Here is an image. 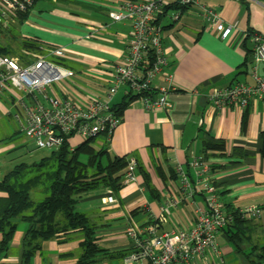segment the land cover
Wrapping results in <instances>:
<instances>
[{"label":"crops","instance_id":"0c3cea01","mask_svg":"<svg viewBox=\"0 0 264 264\" xmlns=\"http://www.w3.org/2000/svg\"><path fill=\"white\" fill-rule=\"evenodd\" d=\"M201 1L217 12L226 25H232L231 35L223 40L199 7L186 10L178 21L169 17L162 19L166 71L172 75L175 87L169 96L173 109L169 113L148 112L136 99L129 103L119 117L107 151L111 158L135 157L137 180L126 183L121 178L118 191L98 187L84 195L78 205L103 226L97 231L98 244L110 253L127 249V225L154 222L159 232L188 229L193 225L196 204L203 203L204 197L198 193L193 198L179 200V181L172 176L177 165L187 166L196 157L204 158L210 165L208 176L228 211L249 206L261 208L259 217L246 215L243 218L250 225L246 229L251 239L246 251L250 252L254 245L264 246V155L260 149L264 132V93L254 96L244 108L217 109L209 97L214 89L237 82L254 84L256 65L250 34L264 35V0ZM119 2L38 0L24 17L12 24L16 35L8 33L6 43L19 42V36L35 39L41 44L39 52L45 54L47 60L51 54L45 49L63 47L64 56L73 66L68 68L73 77L52 88L66 93L75 102L91 98L108 100L111 71L124 59L132 37L130 23L112 22L109 17V12L116 9ZM88 25L100 27L90 38L86 36ZM125 97L120 90L111 105L121 103ZM12 99L10 92L0 94V181L14 169L7 162L9 152L22 144L16 141L21 136L10 113ZM207 139L223 141L225 149L206 150ZM103 141L104 138L99 137L95 145L102 147ZM70 142L76 141L71 139ZM22 165L25 167L27 163ZM108 194L115 196V203L105 202ZM5 196L6 193L0 191V198ZM167 199H178V203L162 211ZM26 227V223H18L7 254L0 256V264L20 263ZM82 239V233L75 232L46 241L33 257L32 264H77ZM97 261L93 264H122L123 259L100 254ZM199 264L248 262L236 252L222 230L217 235L216 249L206 252Z\"/></svg>","mask_w":264,"mask_h":264},{"label":"built area","instance_id":"2783aa9c","mask_svg":"<svg viewBox=\"0 0 264 264\" xmlns=\"http://www.w3.org/2000/svg\"><path fill=\"white\" fill-rule=\"evenodd\" d=\"M37 0H0V28L5 29L24 17ZM119 6L109 12L112 22H128L132 27L124 59L112 71L108 87V100L89 99L75 102L66 93L57 92L52 86L73 77L72 70L52 63L41 52H24L22 57L0 53V94L10 92L13 97L11 115L18 133L32 140L39 149L59 148L65 137L74 147L77 144L103 137L102 147L109 150L112 135L120 118L112 109L111 100L120 90L126 97H135L148 112H171L173 102L169 96L175 90L172 75L166 71L167 58L163 47L162 19L178 21L181 10L165 12L168 6H186L187 11L199 7L203 16L225 40L232 33V25H226L219 14L204 5L201 0H119ZM100 29L86 26L87 37ZM253 42L254 84L237 82L226 88L214 89L209 95L217 109L223 107H247L254 96L264 93V75L258 67L264 63V35L250 34ZM47 54L64 56L61 46L45 49ZM151 56V60H150ZM127 165L122 179L126 183L137 180V159L126 157ZM210 165L202 157L193 158L187 166L177 165L175 173L179 181L178 199L193 198L198 193L203 203L195 207L196 217L188 229L175 228L159 232L154 223L140 226L127 225L125 237L130 253L122 264H199L206 252L215 250L218 233L232 219L210 180ZM195 176V179L192 178ZM178 199L166 200L162 211L175 206ZM105 202H116L113 194ZM241 216L259 217L261 208L249 206L239 210Z\"/></svg>","mask_w":264,"mask_h":264},{"label":"trees","instance_id":"16d2710c","mask_svg":"<svg viewBox=\"0 0 264 264\" xmlns=\"http://www.w3.org/2000/svg\"><path fill=\"white\" fill-rule=\"evenodd\" d=\"M175 10H181L183 13L187 7L165 8V12ZM11 26L0 28V37H5L11 32L15 34ZM18 38L21 53L40 51L41 44L37 40L21 36ZM0 53L22 57L15 55L17 52L8 43L0 42ZM250 56L247 57L248 61ZM133 99L135 97H125L121 103L114 105L112 109L115 114L121 117ZM205 149L224 150L225 144L220 140L207 139ZM260 149L264 155V132L261 136ZM51 156L57 160L56 177L51 184L50 194L39 201H35L28 191L17 190L10 184L12 176L19 173L24 165H18L0 181V191L6 193L5 197L0 198V256L7 254L18 223L24 222L27 227L21 241L19 264H32L33 257L42 249L44 242L75 232H81L83 235L79 244L81 252L77 264L96 263L100 254L110 259H123L131 251L128 246L126 250L113 253L100 246L97 231L103 226L98 225L89 214L80 210L78 205L84 195L98 187H111L118 191L121 187L120 179L127 165L126 157L111 158L105 148L95 147L92 139L72 147L68 137H65L63 144L55 149ZM203 160L205 161L204 158ZM172 177L177 179L175 171ZM145 179L150 187L148 178ZM151 192L154 193L152 190ZM229 210L232 219L222 229L228 241L232 243L237 253L242 254L248 264H264V246L254 245L250 252L246 251L251 240L246 234V229L250 228V225H247L248 220L241 216L239 210Z\"/></svg>","mask_w":264,"mask_h":264},{"label":"rangeland","instance_id":"374dc122","mask_svg":"<svg viewBox=\"0 0 264 264\" xmlns=\"http://www.w3.org/2000/svg\"><path fill=\"white\" fill-rule=\"evenodd\" d=\"M6 36L0 37L1 43L5 44L7 42ZM10 45L17 52L15 55L23 54L18 46V41H12ZM67 59L65 56L53 55L48 58L52 63L64 68H72V64ZM20 136L16 141L20 140L22 144L17 149L9 152L7 162L11 168H15L23 162L27 165L19 173L12 176L10 184L17 190L28 191L35 201H39L50 194L51 184L56 177L57 160L51 156L55 148L39 149L32 140L22 134ZM41 162L42 165H40ZM134 223H136L135 220Z\"/></svg>","mask_w":264,"mask_h":264},{"label":"water","instance_id":"95a60500","mask_svg":"<svg viewBox=\"0 0 264 264\" xmlns=\"http://www.w3.org/2000/svg\"><path fill=\"white\" fill-rule=\"evenodd\" d=\"M259 72H260V74L264 75V63H261L259 65Z\"/></svg>","mask_w":264,"mask_h":264}]
</instances>
